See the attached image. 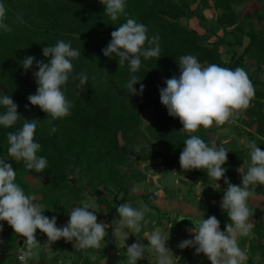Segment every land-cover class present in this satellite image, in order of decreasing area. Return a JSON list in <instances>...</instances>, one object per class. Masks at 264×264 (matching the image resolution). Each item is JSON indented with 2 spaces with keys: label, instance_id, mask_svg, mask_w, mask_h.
Here are the masks:
<instances>
[{
  "label": "trees",
  "instance_id": "16d2710c",
  "mask_svg": "<svg viewBox=\"0 0 264 264\" xmlns=\"http://www.w3.org/2000/svg\"><path fill=\"white\" fill-rule=\"evenodd\" d=\"M251 1L125 0L127 16L121 15L113 22L104 12L100 0H0L6 5L5 23L12 28L10 33L0 30V84L7 88V95H11L21 115L11 128L0 125V158L12 164L16 171L15 182L26 194L36 197L34 203L43 205L44 215L49 218L55 216L58 225L63 216L69 218L68 214L73 208L82 207V200L90 201L93 197H96L94 203L100 208L105 206L108 211L117 213L116 207L131 199V187L142 179L136 170L127 174L122 172L133 161L121 150L124 148L126 153L130 150L134 152L140 140L150 147L149 152H145V147L141 148V162L160 159L165 169L179 176L193 171L197 182L211 179L204 169H181L179 156L188 134L182 130L183 125L178 118L168 115L166 107L160 102L159 89L166 87V79L173 75L179 76V57L183 55L197 57L203 66L217 64L233 70L255 61L257 69L264 72V28L258 24L263 19L257 13L251 17L249 12L250 19L239 11L240 7ZM196 3L218 12L215 23L224 30V36L213 43L204 41L201 33L190 24L192 18H197L207 31L204 24L206 17L196 14L195 9H192ZM18 14L22 15L25 23L16 20ZM128 18L145 24L149 38L156 35L160 38L161 57L158 60L141 57V66L136 73L130 72L127 62L119 66L118 57L108 58L102 52L111 40V32ZM228 35H234L235 42L228 41ZM244 39L247 40L246 46ZM59 40L70 42L72 48L79 50L81 55L72 60L73 72L62 88L72 104L71 114L52 120L50 124L51 118L39 106L31 105L28 96L35 94L38 87L33 75V72L38 71L36 61L47 62L49 59L42 55V49L54 46ZM224 47L244 48L240 55L237 56L234 51L226 60L221 51ZM28 56H34L36 61L33 68L25 72L21 61ZM82 72L87 74L88 80L84 86L77 87V77ZM132 75L141 80L135 85L137 93L140 84L144 85L142 95H132L127 89L126 83ZM250 79L254 87L262 86L261 81ZM150 106L154 107L156 113L151 123L142 129V114ZM4 111L0 106V113ZM244 113L248 120L242 122L245 128L243 134H247L251 141L255 140L258 147L264 150V90L255 91L251 106ZM241 117L239 115L237 119ZM24 119L38 120L34 139L41 145L38 155L48 161L41 173L50 181L47 186L41 183V187L36 188L30 184L27 178L33 177L31 173L36 172L27 169L23 161L16 162L8 156L7 133L21 128ZM52 125L57 131L50 134ZM252 128H255L254 132H250ZM194 134L209 146L212 143L223 146L212 138L214 131L200 128ZM120 140H123V145ZM226 150L234 163L243 162V151ZM224 167L227 169L226 178L237 185L228 162ZM69 173L76 177L73 186L64 185ZM250 191L264 198V185H251ZM250 208L254 211L250 221L254 220L256 224L248 264H263L264 245L259 243L264 241V210ZM207 216H215L220 221L222 231L226 230L227 223H231L227 213L219 206H210ZM13 235L0 255L11 253L13 248L10 243L22 237L16 233ZM36 236L47 239L39 230ZM257 254L260 256L259 261L255 259ZM191 260L187 251L180 262L190 264ZM89 261L83 264H90Z\"/></svg>",
  "mask_w": 264,
  "mask_h": 264
},
{
  "label": "clouds",
  "instance_id": "9594fccd",
  "mask_svg": "<svg viewBox=\"0 0 264 264\" xmlns=\"http://www.w3.org/2000/svg\"><path fill=\"white\" fill-rule=\"evenodd\" d=\"M105 13L115 22L125 12V0H100ZM6 5L0 2V30L10 33L12 28L5 23ZM16 20L23 24L22 15L18 14ZM145 24L128 18L111 32V40L102 49L103 55L108 58L118 57V65L125 62L130 67V72L136 73L141 66V57L144 59L161 57L159 36L149 38ZM147 45V47H145ZM42 55L49 58L36 61L34 56H28L21 61V66L27 72L35 67L38 71L33 72L35 82L38 85L35 94L28 96L31 105L39 106L52 120L62 119L71 114V102L66 98L63 86L73 72L72 60L78 58L81 52L72 48L70 42L57 41L54 46L42 49ZM180 74L166 79V87L160 88V102L166 107L168 115L178 118L183 125L182 130L188 134L184 141L183 150L179 156V164L182 170L207 171V175L215 181L224 180L227 185L221 200V208L227 213L231 223L225 225L222 231L220 221L215 216L207 219L202 215L200 218L189 219L194 225L187 229L193 234L192 239H185L178 245L180 249L195 248V253L204 254L211 264H244L247 253L239 247L237 237L248 236L253 225L250 218L254 211L249 206L251 185H264V150L258 147L255 140L248 142L250 149V166L246 173L242 168L237 169L242 174V186L232 184L225 176L227 169L224 165L228 159V151L223 146L212 143L209 146L200 136L195 135L201 126L208 129L215 124L222 126L251 106L255 97V87L250 79L248 71L242 67L234 70L221 67L217 64L203 66L193 55L179 57L178 63ZM82 87L87 83L86 73H80L77 77ZM140 79L132 75L126 83L127 89L132 95L143 94L144 85L140 84L139 93L135 88ZM0 106L5 111L0 113V125L11 128L20 118L18 105L11 95H0ZM27 108V105L25 106ZM38 120H25L22 127L15 132L7 133L8 156L14 161H23L29 170L42 173L47 167L48 161L39 156L41 145L35 141L34 136ZM57 131L55 125L50 127V134ZM79 170L77 169V172ZM16 171L11 163L0 158V221H6L14 230V233L24 237L27 251L25 257H37L40 242L36 238L39 230L47 236V244L64 239L75 242L79 249H98L105 236L107 229L114 228L113 234L123 235L128 238L131 234H138L142 229V221L150 211L147 206L133 207L129 203L119 204L116 212L119 219L114 218L111 224L98 222L95 205L88 200H82L79 207H75L68 214V222L57 226L55 216L49 218L44 215L43 205L34 203L36 197L26 194L24 189L15 182ZM219 185V184H218ZM220 186V185H219ZM181 218L179 221L184 220ZM178 221V222H179ZM125 229L128 232H125ZM3 225L0 224V231ZM148 244L135 242L126 248L127 264H137L144 258L146 248L157 254L158 264H174L173 252L167 247V241L159 228L150 234H146ZM2 243V241H0ZM259 261L260 256L256 258Z\"/></svg>",
  "mask_w": 264,
  "mask_h": 264
},
{
  "label": "crops",
  "instance_id": "0c3cea01",
  "mask_svg": "<svg viewBox=\"0 0 264 264\" xmlns=\"http://www.w3.org/2000/svg\"><path fill=\"white\" fill-rule=\"evenodd\" d=\"M260 1L261 3L258 4L257 0H252L249 4L240 7L239 11H241V8L245 9L248 7L249 10H246V14L252 11L250 12V16L252 17L253 13H257L263 19L262 23H264V0ZM195 7V13L206 17L207 21H205L204 24L207 31L201 27L200 21L197 18H192L190 24L201 33L204 41L213 43L218 38L223 37L224 30L216 25L215 18L213 17L214 15H212L214 10L211 8L206 9L198 3ZM210 14L211 16H209ZM250 16L249 18L252 19ZM262 28H264V25ZM226 39L230 42H235L236 37L234 35H228ZM246 44L247 40L244 39V46H246ZM243 48L224 47L221 48V51L224 53V59L227 60L234 51L237 52V56L240 55ZM243 68L248 71L252 79L261 81L262 86L255 87V91L264 90V72L257 69L255 61L247 62ZM237 116H235L232 121L222 126L213 124V126L207 130L214 131V134L211 135L212 138L226 149L244 152V159L240 164L234 163L231 156H228L227 159L230 171L235 174L237 185H242V174L238 172L237 169L242 168V172L246 173L250 166V149L247 147V144L251 140L247 134H243L245 128L237 120ZM201 128L203 127L201 126ZM140 163L141 166L138 171L142 179L131 187L133 194L131 199L126 202L138 209L143 206H147L150 209L145 215V220L142 221L140 233L131 234L129 232L128 238L125 239L123 235L113 234L114 228L109 227L107 229L108 235L105 236L100 248H89L84 250L76 247L74 241L68 242L64 239H60L49 245L47 244V239L43 240L40 236H36L37 240L41 243L38 249V256L33 257L28 264H83L85 260L86 262L90 260V264H127V246L135 242H141L147 245L148 241L146 240V234H150L156 228L161 230L165 238L169 237L167 247L173 252L174 264H182L180 259L187 251L192 257L190 264H211L204 254L197 255L195 253V248L189 247L180 249L178 245L185 239L193 238V234L187 231V229L194 226L189 219L200 218L202 215L207 219V209L210 206L214 205L221 207L223 193L227 187L224 180L215 181L211 178L207 182H197L192 174L193 171L188 172L184 176H179L175 172L165 169L160 159ZM257 197L258 196L254 194L249 197V206L264 210L263 202L254 200L255 198L258 199ZM94 202L90 203L95 205L94 211L96 212L95 214L97 215L98 222L102 221L106 224H111L114 218L119 219L117 213L108 211L105 206L100 208ZM250 202L254 203V205H250ZM157 215L162 218L160 219ZM181 218L185 219L179 221ZM68 219L69 218H64L61 220L58 223V227L65 225ZM1 222L3 221H0V224H2ZM188 222H190L191 226H188ZM250 223L253 225L250 234L246 237H237L239 247L242 250H248V258L244 264H248L251 253L250 244L255 237L254 226L256 221L253 220L250 221ZM9 229L14 231L6 222L3 226V230L7 232ZM125 232H128V230L125 229ZM0 241H2V243H0L1 252L9 241L5 242L2 236L0 237ZM18 241V246L25 245L24 240L21 241L19 238ZM259 244L264 245V241ZM12 250V252L16 251V249ZM6 258L7 255H0L2 264H6L4 262ZM9 264L15 263L10 262ZM137 264H158L157 254L146 248L144 258L137 261Z\"/></svg>",
  "mask_w": 264,
  "mask_h": 264
},
{
  "label": "rangeland",
  "instance_id": "374dc122",
  "mask_svg": "<svg viewBox=\"0 0 264 264\" xmlns=\"http://www.w3.org/2000/svg\"><path fill=\"white\" fill-rule=\"evenodd\" d=\"M257 3L258 4H260L261 3V1L260 0H257ZM197 5V3L196 4H193V8L192 9H195L196 6ZM260 6V5H259ZM255 8V7H254ZM241 11V13L242 14H246L247 13V11L246 10H249V8L247 7V8H241L240 9ZM213 12H214V14H213ZM212 12V15H214L213 17L216 19V16H217V14H218V12L216 13L215 11H213ZM250 12H252V11H250ZM241 13H240V16H241ZM197 14V13H196ZM247 15H249V14H247ZM209 16H211V14L209 15ZM259 24V27L260 28H262V26L264 25V23H258ZM245 110H242V111H240L239 112V114H238V116L237 117H239V115H242V117H241V119L239 120V119H237L239 122H240V124H242V122H243V120L244 121H247L248 119H247V117H246V115H245ZM155 113H156V110L154 109V107L153 106H150V107H148L146 110H145V112L142 114V120H143V124H142V129H145L150 123H151V121L153 120V118H154V115H155ZM254 130H255V128H252V129H250V132H254ZM120 144H124V142H123V140H120ZM145 147V149H146V151L145 152H149L150 151V147H149V145L147 144V143H145L144 141H142V140H140L139 141V145L137 146V147H135V149H134V152L135 153H138L139 155L141 154V152H142V150H141V148H144ZM141 166V163L140 162H130L128 165H127V167H125V168H123L122 169V172L123 173H129V172H131V171H134V170H136L137 172H139L138 170H139V167ZM27 181L30 183V184H32L34 187H36V188H40L41 187V181L40 180H38L37 178H33V177H28L27 178ZM87 195V194H86ZM40 198V196H38L37 197V199H39ZM258 199H254V200H256V201H262L263 202V204H264V198H262V197H260V196H258L257 197ZM253 199V198H252ZM96 200V197H93V198H90V201L89 202H94ZM250 205H254V203H252V202H250ZM256 205V204H255ZM157 217H159L160 218V216H158L157 215ZM162 218V217H161ZM160 218V219H161ZM64 219V216L60 219V221L61 220H63ZM2 223V225L4 226V222H1ZM58 226V225H57ZM13 233H14V231H12L11 229H9L7 232H4V230H2V231H0V237L2 236V238H3V240L6 242V241H11V239H12V236H14L13 235ZM20 239H21V241L22 240H24L25 238L24 237H20ZM43 240H46L45 238H42ZM18 240H19V237H18ZM18 240H16L15 242H13V243H10L11 244V246H12V248L13 249H16V251L18 250V249H20V250H27V248H26V245H23V246H18V243H19V241ZM3 241V242H4ZM18 241V242H17ZM16 251H14V252H16ZM14 252L13 253H9L8 255H7V258L4 260V262L7 264H9L10 262L12 263H15V264H17L18 262L16 261V259H15V255H14ZM79 259V258H78ZM32 259H29V261H28V263L31 261ZM86 262V260L84 261V263ZM88 262V261H87ZM19 264V263H18Z\"/></svg>",
  "mask_w": 264,
  "mask_h": 264
},
{
  "label": "water",
  "instance_id": "95a60500",
  "mask_svg": "<svg viewBox=\"0 0 264 264\" xmlns=\"http://www.w3.org/2000/svg\"><path fill=\"white\" fill-rule=\"evenodd\" d=\"M0 91L7 95L8 94V90L7 88L3 85V84H0ZM123 153H125L127 155V157L133 161V162H141V156L140 155H136L134 154V152L132 150H130L128 153L125 152V149L123 148L121 150ZM33 177L39 179L41 181V183L44 185V186H47L50 184V181L45 178L41 173H31ZM69 178L67 179V181L64 183V185H75L76 183V177L74 174L72 173H69ZM262 243V242H260Z\"/></svg>",
  "mask_w": 264,
  "mask_h": 264
},
{
  "label": "built area",
  "instance_id": "2783aa9c",
  "mask_svg": "<svg viewBox=\"0 0 264 264\" xmlns=\"http://www.w3.org/2000/svg\"><path fill=\"white\" fill-rule=\"evenodd\" d=\"M27 250H18L14 252L15 259L19 264H28L29 259H32L33 257H25V252ZM248 253V250L246 251Z\"/></svg>",
  "mask_w": 264,
  "mask_h": 264
},
{
  "label": "flooded vegetation",
  "instance_id": "af4514ba",
  "mask_svg": "<svg viewBox=\"0 0 264 264\" xmlns=\"http://www.w3.org/2000/svg\"><path fill=\"white\" fill-rule=\"evenodd\" d=\"M3 222H5V223H6V221H3Z\"/></svg>",
  "mask_w": 264,
  "mask_h": 264
}]
</instances>
